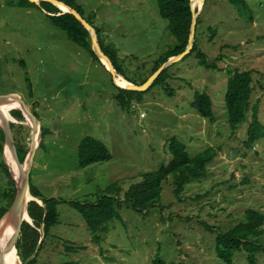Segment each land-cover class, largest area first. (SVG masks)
<instances>
[{"label": "rangeland", "instance_id": "obj_1", "mask_svg": "<svg viewBox=\"0 0 264 264\" xmlns=\"http://www.w3.org/2000/svg\"><path fill=\"white\" fill-rule=\"evenodd\" d=\"M8 1L0 0V96L20 95L39 118L45 134L32 184L43 198L58 201L60 215L34 264H153L156 259L227 264L218 256L219 234L245 222L249 210L264 214V137L249 145L253 112L234 130L226 110L228 70L250 71L251 105L259 103L264 127V0H241L246 6L206 0L196 39L216 68L202 66L194 53L169 67L165 80L150 90L124 96L108 69L51 20L61 15L48 12L54 8L14 7ZM63 1L99 30L104 45L117 50L118 66L138 86L179 45L157 0ZM197 93L212 98L214 122L194 109ZM117 97L129 102L127 109ZM18 110H11L9 122L30 151L32 132L26 119L15 117ZM87 137L105 144L112 159L81 168L79 149ZM172 139L185 144L191 157L212 148L215 158L182 187L170 176L161 190L150 185L146 195L127 201L126 194L146 175L170 163ZM6 161L7 152L0 157V163ZM8 181L0 166V196ZM104 196L113 199L116 217L100 226L97 241L74 203L95 205ZM260 244L264 247V235ZM17 251L15 264H23ZM257 259L264 264V251ZM233 264H249L247 254L238 252Z\"/></svg>", "mask_w": 264, "mask_h": 264}, {"label": "trees", "instance_id": "obj_2", "mask_svg": "<svg viewBox=\"0 0 264 264\" xmlns=\"http://www.w3.org/2000/svg\"><path fill=\"white\" fill-rule=\"evenodd\" d=\"M157 1L160 9V15L163 19L168 21V30L176 38L179 45H177L174 50L168 51L166 57L154 68L153 73H155L170 58L182 54L187 49L190 29L192 25V12L190 7L191 0ZM234 1L236 2L234 3L235 5L240 4L242 6H246V4L241 0L239 2H237L236 0ZM60 2H63L67 6L74 9V7H72L68 2L63 0ZM8 3L10 4V6L14 7H37L36 4L31 3L28 0H9ZM41 7L44 9H46V7L54 8L55 12L48 11L50 13H60L61 15L59 16H50L51 20L68 34V37L71 41L75 42L76 44H79L84 48H87L91 54V57L106 68V66L101 63L102 61L98 58L92 48L91 35L89 31L72 14H62L60 9L51 3L44 2L41 4ZM76 11L80 13L78 9ZM88 23L91 25L90 22ZM199 23L200 17L198 18V25ZM95 30L103 52L112 61L114 67L116 68L119 74V77L127 80L123 74L122 69L118 66L117 50L113 49L112 46L104 45L105 43H102V40L99 35V30L97 28H95ZM194 53H198V58L200 59V63L202 66L216 68V66H213L211 64L209 65L207 61V56L201 54L198 50L197 39L192 52L184 59ZM167 71L168 69L163 71V73L158 77V79L154 82L151 88L161 80H165ZM228 75L229 80L226 94V110L228 113L230 126H232L234 130H238L241 125L247 122L248 114L251 110L253 112L252 123L250 124L247 131V143L252 146L253 144H255V142L260 141L264 137V127L262 126L258 118L259 103H255L253 106L251 105V99L254 92L253 75L250 71H240L237 69H235L234 71L228 70ZM127 81L129 83H133L129 80ZM118 89L120 90V92H122V96H124V94L136 93L119 87ZM117 99L121 103V106L124 109H127L126 107L129 106V102L126 101L123 97H117ZM193 107L202 118L208 119L211 122L215 121L213 101L208 94L197 93ZM14 115L17 119L25 120V117L23 116V113L20 110L15 112ZM15 126L16 125L11 123L13 136ZM19 127L23 126L19 125ZM44 134L45 132L43 130V137ZM14 141L17 148L18 158L23 164L30 151L26 150L22 145L19 144V137H17L16 135L14 136ZM168 149L172 158L170 163L164 166L160 171L146 175L142 183L137 184L136 187H133L126 194L125 198L127 201L133 200V197H135L137 193H144L146 195L148 191H150V185L154 186L153 190L155 191L161 190L162 182L164 180H167L170 176H176L177 183L182 187L183 185L187 184L190 179L204 174L206 167L215 158V152L212 148L207 149L206 151L198 154L197 156L191 157L187 151V147L185 146V144L176 139L171 140L168 145ZM4 153L5 133L2 127L0 126V157H4ZM111 159L112 155L109 149L101 141L92 137H87L82 142L79 149V160L81 168H86L90 165L109 161ZM0 166L4 167L9 180L7 188L0 196L1 221V219L9 211V209L14 203L17 193V183L14 176L17 177L18 175L13 169H11L13 172L12 174L10 167L7 164L0 163ZM181 187L178 188L175 193H178ZM30 192L33 197L42 198L44 200V206L40 205L35 201L30 202L28 205L29 216L32 219L34 225L32 226L27 222L23 223L20 237L16 244L18 255L20 259H22L23 263H25L29 258H31L35 254V250L38 247L39 241L41 239L40 229L43 227L45 238H47L51 229L58 224L60 216L57 209L58 201L54 198H43L33 186L32 179H30ZM74 206L84 216L85 220L88 223L90 231L92 232L95 240L97 241H99L97 237V232L100 226L105 224L106 221L112 220L114 217H116V213L113 207V199L108 196L102 197L101 200H99V202L95 205H82L79 203H74ZM136 206L137 204L135 201V207ZM263 235L264 214L259 213L255 210H249L246 212L245 222L238 224L236 227L224 234H219V236L217 237L218 256L227 264H233L235 255L238 252H245L247 254V260L249 264H258L257 255L261 253V251H264V247L260 244V239ZM35 261L36 258L34 257L29 262V264H34ZM153 264L170 263H167L161 259H156Z\"/></svg>", "mask_w": 264, "mask_h": 264}, {"label": "water", "instance_id": "obj_3", "mask_svg": "<svg viewBox=\"0 0 264 264\" xmlns=\"http://www.w3.org/2000/svg\"><path fill=\"white\" fill-rule=\"evenodd\" d=\"M28 1L36 4L37 6H41L42 3L46 2V3H51L53 5H56V6L57 4H63L66 7H68L69 9L68 13L72 14L89 31L91 35L92 48L94 52L96 53V55L98 56V58L102 61V63L106 66V68L112 75L116 86L119 88L128 90V91H133V92L147 91L154 84V82L158 79V77L163 73L164 70L181 62L186 56H188L192 52L195 46V43H196V31H197V25H198V18L206 2V0H202L203 6L201 9H195V7H193L194 0H191L190 2L191 12H192V25L190 29L189 42H188L187 49L182 54L176 57H172L166 63H164L152 75L149 81H147L144 85L138 86L133 83H130L128 87H121L116 83V78L117 76H119V74L116 68L114 67L112 61L103 52L95 28L91 26L82 17L80 13H78L75 9L67 6L63 2H59L57 0H28ZM11 95H14V94L1 95L0 96V106L8 104L10 102L9 97ZM19 110L23 113V116L25 117L28 123L27 125L31 129L32 137H33V146L30 149V152L28 153L24 163L22 164L18 158V153H17L15 141H14L13 131L11 129V123L9 121H5L4 118L0 116V120H2L0 121V126L2 127L5 133V147L7 148L9 144L11 145L12 155L15 159V162L18 164V167L20 168L19 175L17 177L13 175L17 183V193H16L14 203L9 209V211L4 215V217L0 221V237L9 228L13 230L12 236L10 240L8 241V245L5 246L4 249H2L0 246L1 248L0 249V264H5L6 254H9L13 249L17 251L16 244L20 237L23 223L27 222L31 224L32 226L34 225L32 219L29 216V211H28L29 203L32 201H35L39 203L40 205L44 206V200L42 198L33 197L30 192L31 172L34 166L35 157L43 141V127H42V124L39 118L30 109V107L24 102L23 99L20 102ZM38 127H39V130H38L39 133L37 135ZM4 156H6V150H5ZM6 164L10 167L7 161H6ZM40 234H41V239L39 241L35 254L38 253V251L41 249L42 243L45 238L43 227L40 229ZM35 254L23 264H29V262L35 257Z\"/></svg>", "mask_w": 264, "mask_h": 264}, {"label": "bare ground", "instance_id": "obj_4", "mask_svg": "<svg viewBox=\"0 0 264 264\" xmlns=\"http://www.w3.org/2000/svg\"><path fill=\"white\" fill-rule=\"evenodd\" d=\"M202 3H203L202 0H194L193 1V7H196V8L198 7L199 8V6H201ZM57 6L64 13H68L69 12L68 7H66L65 5L57 4ZM119 78H120L119 76H117V78H116V83L118 82L117 84L118 85L120 84L119 86L128 87L130 85V83L126 82L124 78H122V79H119ZM9 100H10V102L8 104L0 106V116L3 117L5 121H9V120L12 119L11 115H10V112H11L12 109L18 108V106H20V102H21L22 98H21L20 95L14 94V95H11L9 97ZM0 121H2V120H0ZM38 130H39V127L37 128V135L39 133ZM6 152H7V155H8V159H9L10 165L12 163L15 166V168H17L19 170V173H20V168L18 167V164L15 162V160L13 158L12 147H11L10 144L7 146ZM12 231L13 230L11 228H9L0 237V246H1L2 249H4V247L8 245V241L10 240V238L12 236ZM17 260H18V256H17L16 251L14 249L9 254L5 255V264H15Z\"/></svg>", "mask_w": 264, "mask_h": 264}]
</instances>
